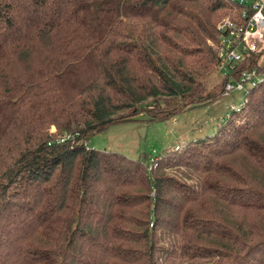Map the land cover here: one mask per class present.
<instances>
[{
  "label": "trees",
  "instance_id": "1",
  "mask_svg": "<svg viewBox=\"0 0 264 264\" xmlns=\"http://www.w3.org/2000/svg\"><path fill=\"white\" fill-rule=\"evenodd\" d=\"M252 13L250 0H0V264H264V64L218 69V22ZM252 69L261 80L211 136L151 160L89 146L213 103Z\"/></svg>",
  "mask_w": 264,
  "mask_h": 264
},
{
  "label": "rangeland",
  "instance_id": "2",
  "mask_svg": "<svg viewBox=\"0 0 264 264\" xmlns=\"http://www.w3.org/2000/svg\"><path fill=\"white\" fill-rule=\"evenodd\" d=\"M264 64V57L260 59ZM219 74H209L204 83L213 86ZM245 90L233 89L217 101L185 109L165 121L138 120L111 125L103 133L93 135L89 146L98 150L119 152L128 158L147 157L149 160L169 148L181 146L187 141L211 136L232 109L239 107Z\"/></svg>",
  "mask_w": 264,
  "mask_h": 264
},
{
  "label": "built area",
  "instance_id": "3",
  "mask_svg": "<svg viewBox=\"0 0 264 264\" xmlns=\"http://www.w3.org/2000/svg\"><path fill=\"white\" fill-rule=\"evenodd\" d=\"M250 5L253 13L246 24L237 25L229 19H222L217 24L218 31L222 33L218 53L220 58L218 69L222 74L228 73L236 63L251 54H260L264 57V0H250ZM261 78L255 69L243 71L238 78L226 83V94L233 89L246 92Z\"/></svg>",
  "mask_w": 264,
  "mask_h": 264
}]
</instances>
